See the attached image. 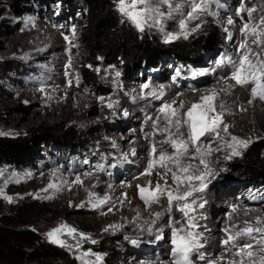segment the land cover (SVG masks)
Returning <instances> with one entry per match:
<instances>
[{
    "label": "bare ground",
    "instance_id": "bare-ground-1",
    "mask_svg": "<svg viewBox=\"0 0 264 264\" xmlns=\"http://www.w3.org/2000/svg\"><path fill=\"white\" fill-rule=\"evenodd\" d=\"M226 12L233 21L236 20L232 16L233 10ZM229 17L225 22L228 23ZM229 30L232 34L231 41L234 43L230 57L232 58L234 55L233 60L238 61L237 48L240 44L238 40L242 33L241 30H233V28ZM58 41V35H56L52 40L38 41L36 46L48 49L52 44H57ZM195 63H198L200 67L195 66L196 64L191 69L185 66L186 69H183L177 77L173 75L174 73L167 75V72L162 70L146 78L144 75L143 77L136 75L133 82L122 83L117 88L102 89L103 92L112 93L108 98H104L102 94L96 96L92 92V88H87L86 91L90 94L83 96V92L78 89L79 85H73L72 73L63 78L60 77L58 68L43 67L46 69L48 77L46 81L41 82L37 96L40 100L38 103L34 102L29 106V108L37 104L45 106L50 103L49 107H40L41 109L34 113L32 121L41 118V114H44L52 118L66 117L77 121L78 124H84L87 121V112L96 109L100 110L101 115L98 113L95 115V119L102 117L108 121L105 126L107 132L105 143H113L114 149L121 154L117 158L116 165L105 166L100 164L99 154L87 153L88 160L71 158V162L68 164L55 166V163H52L43 166L47 172L36 175L30 174L29 184L31 186V184L38 182L40 184L39 189L43 191L55 176L57 184H61V181L67 183L62 184L59 191L48 189L43 192L65 204L66 207L59 208L60 211L65 214L91 213L96 215L94 221L97 230L115 229L116 235L119 236L125 235L131 238L148 236L151 241L153 240L149 246L138 247L131 243L127 249L129 254L124 258L125 264H173L174 260L171 254L172 231L170 228L165 229L166 232L160 239H156L159 233L157 225L164 220L167 209L165 200L167 195L162 193L158 201H150L146 205L144 200L140 198L137 187L139 185L147 188L151 184V188L154 189L158 183L164 186L166 180L167 186L175 189L172 176L169 173L164 175L166 169L157 166L150 170L151 175L144 174L148 167L151 142L162 136L156 134L155 136L149 135L147 139L145 137L146 134L153 132L152 121L160 115L158 109L162 104L175 102V106L179 107L180 103L183 102L184 108L180 110L183 113L193 103H199L201 96L215 92L216 113H222L223 118L221 129L226 124L228 130L227 133L221 130L219 139L202 138L203 143L211 144L213 148L223 146L222 150L214 151L221 152V154L222 152L230 154L231 150L227 148V144L231 142L233 136L240 140H261L264 143V137H260L256 132V126L264 130V100L252 97L251 85L241 87L229 78L232 72L231 65L226 63V69L219 70L218 66H224V64L210 66L208 62L205 64ZM170 66L171 63L164 65V68L169 70L168 67ZM198 70L208 71L205 75L193 77L192 72ZM218 73L219 76L216 75ZM48 83H52V85L50 86ZM62 84H66L67 87L62 88ZM144 84H148L149 87L142 90L141 86ZM170 98L172 99L170 100ZM250 100L251 103H249ZM94 102L97 104L94 105ZM149 116L152 119L146 121V117ZM160 126L163 127V124ZM124 144H128L125 149ZM207 158L210 161L211 169H213L212 156ZM92 159L97 160V163L91 162ZM184 163L198 165L203 170V165H199L198 160L185 159ZM131 164L137 167H132ZM89 173L91 174L90 179H87ZM77 176L82 180V184L74 183ZM122 176L124 177L122 178ZM118 179L120 180L118 181ZM194 183L199 189V182ZM205 183L206 187L203 190L194 191L192 196L188 198V202L194 201L195 196H199L201 199L191 203L192 210L189 211L188 216H184L186 231L198 234L199 243L202 245L190 254V264H208L209 261H212L213 264H229L231 261H236L238 264L241 258L236 259L238 257L234 251L236 248L231 244L226 246L222 241L239 223L244 225L247 222L253 226L258 219L263 221L264 185L258 187L244 186L245 183L242 182L229 188L224 184L217 190L215 189L217 198L214 199L210 190L219 186L218 180L209 176ZM115 184H118L117 188ZM90 193L94 194L91 198ZM96 197L101 199L108 197L110 202L98 208L93 206L77 207L88 199L95 202ZM109 208L112 210L109 211ZM208 212L213 214V218H209ZM218 212L222 214L220 219L216 214ZM206 213H208L207 216ZM156 214L159 216L157 217ZM155 218L159 219L158 223H155ZM192 218H194L195 227H190L188 224ZM225 229H228L229 233H226ZM90 237L94 239L95 236ZM256 238H260L259 234L256 235ZM249 241L255 246L253 240L249 239ZM86 243L88 242H85V245ZM160 245L166 252L161 251ZM142 249L148 250L149 255L144 256ZM141 257L148 258L141 259Z\"/></svg>",
    "mask_w": 264,
    "mask_h": 264
},
{
    "label": "rangeland",
    "instance_id": "rangeland-1",
    "mask_svg": "<svg viewBox=\"0 0 264 264\" xmlns=\"http://www.w3.org/2000/svg\"><path fill=\"white\" fill-rule=\"evenodd\" d=\"M126 2L130 4L131 0H126ZM241 5H243L245 9L254 6L258 9L257 12L253 13V19H249L247 11H242L240 15H237V10L241 8ZM262 5H264V0H219V6L216 3H211L209 6V12L215 13V15L205 14L201 16L199 20L189 22L187 25V30L190 32L188 37L205 32L211 24L215 25L222 35L223 43H219L215 51L206 54L204 59H201V64L208 62L210 66H216L217 61L221 57H230L231 50L234 49V43L231 41L232 34L230 39L228 37V33H231L229 29L233 28V30L239 31L244 23L258 24L259 17L262 15L259 9ZM229 10H233L232 16L236 18L234 24L231 25L225 22L229 17L226 11ZM188 11L189 8L184 6V16L187 15ZM174 16V19L164 21L165 32H180L178 22L182 17L178 13L174 14ZM84 18L85 11L81 0H0V135H23L31 128L40 125L52 126L56 124H63L75 130L94 133V138L89 143L83 142L80 146L73 147L65 146L64 144H52L51 141L47 139L44 141L39 140L33 156L24 164H0V170L3 172V175H0V190H2V192H0V218L3 215L13 214L24 202L37 201L45 211V214L42 213L37 216L34 222L27 226L37 228L46 240H48L46 234L61 224L75 227L80 233H85L88 236H95L93 240H96L97 243L92 244L88 242L86 245L83 243L82 249L80 250L73 249L70 251L67 248L57 245L62 249L65 256L74 264H81V261L77 259V257L80 255L81 251L89 249L92 253L100 254L103 257L99 264H125L126 260L124 258L129 254L127 249L133 240H135L136 243H132V245L138 247L145 245L149 246L153 240L151 241V238L148 236L136 238L127 237L126 239L125 235H116L115 229H108L107 231L97 230L96 222L94 221L96 215L91 213L65 214L63 211H60L61 208L66 207L63 202L58 201L55 197L46 195L39 189L40 184L38 182L31 184V186L29 184L30 174L36 175L45 173L47 169L43 168V166H48L52 163H55V166H59L60 164L70 163L71 158L88 160L89 157L86 155L87 153H96L99 154L100 164L112 166V164L116 165L117 158L121 155L114 149L115 146L113 143H105L107 137L105 126L108 121L102 117L95 119V115L98 113L101 115L99 109L87 112V116L85 115L87 121L86 123L84 122V124H78L76 123L77 121L66 117L52 118L44 114H41V118L39 119H35L34 121L31 120L33 119L34 113L38 112L39 109L50 106V103L45 106L37 104L29 108L32 103L39 102L40 98H37V96L39 94L41 82L46 81L48 77L46 69L43 67L58 68L60 72L59 75L63 78L72 73L74 77L73 85H79H77L78 89L83 92V96H88L90 93H88L86 89L92 88V92H94L96 96L102 94L104 98H108L112 93L103 92L102 89H104V87L117 88L121 86L122 83L133 82V78L136 75L142 77L144 75L146 78L162 70L164 72L166 71L167 75L174 73L173 75L177 77L186 67L191 69L194 64H196L195 66L197 67L200 66L198 63H195V61L181 63L170 54L164 55L163 61L154 67L141 64L137 69L129 73L126 72L121 65L113 66L111 69H106V67L102 69L100 66L94 65L93 72L99 77L100 86L89 85L80 76L81 69L86 67V63L80 59L78 54H75V49H78L81 43V21ZM197 24H199L200 27L194 32L190 31L192 28H195ZM73 29L75 30L74 38ZM225 29H227L228 32H226ZM145 30L154 34L160 42L166 46L176 40L185 39L181 35L180 38L165 43L164 33L160 32L157 28H146ZM56 35H58L59 44H52L48 49L36 46L38 41L47 39L52 40ZM65 37L69 39L65 40ZM244 39L245 37L241 34L238 40L239 43ZM249 40H251V37H249ZM253 48L255 49V45H253ZM256 50L258 51L259 49ZM234 58V55H232V59ZM170 63L171 66L168 67L169 70L164 68V65H169ZM225 64L224 66L217 65L218 69H226ZM177 72H179V75H177ZM116 73H119V76H117ZM216 75L219 76V73ZM124 78H126L125 81ZM48 84L50 86L52 85V83ZM61 87L66 88L67 85L62 84ZM172 98H170V100ZM170 100L168 99V101ZM93 104L96 105L97 102ZM256 132L260 137H264V130L259 126H256ZM161 139H163V137H159L153 141L157 142L158 151L161 147L158 142ZM256 141L258 140L251 141L248 146ZM153 142H151V145ZM127 146L128 144H124V149L127 148ZM163 148L170 151L166 144L163 145ZM246 148H239L238 150L241 154L232 156L230 159H225V157L230 154H225L223 152L222 154L221 152H213L211 154L214 161L212 171L216 173L214 179L219 182V186L217 185L218 187L210 190L211 196L214 199L217 198L215 189L217 190L221 186H224V184L229 186V188L230 186L242 182L245 183L244 186L258 187L264 185V182L240 181L228 176V169H230L232 164L241 161L243 152ZM91 162L97 163V160L92 159ZM131 165L132 167H137L133 164ZM90 175V173L87 175V179H90ZM169 175H171V173H169ZM123 177L124 176H122V178ZM119 180L120 179H118V181ZM115 187L117 188L118 184H115ZM6 197H11V202H9ZM44 197L50 198L45 199ZM200 199L199 196H195L194 201L197 202ZM165 200L167 209L165 210L164 220L158 223L159 219L155 218V223H158V236L160 237L165 234V229L167 228H170L171 231L173 228H184L187 230L185 217L179 210L177 204L174 202L170 208L168 199L166 198ZM89 201L90 199L84 202L85 206H92ZM196 208H198V206H196ZM208 213H206V216L208 214L209 218H213V214L211 215V212ZM216 214L220 219L222 215L221 212ZM244 225L239 223L237 226L243 227ZM257 226V223L253 224V227ZM236 230L237 228L235 227V229L230 231V234H234ZM107 241H110L115 246V258L111 262L109 253H105L106 250L112 247L106 244ZM250 242L248 238H241L237 243L238 245H244ZM69 243H74V241L69 240ZM160 248L162 252H166L162 245H160ZM253 250L258 252L259 245H255ZM142 251L144 256L150 253L148 250L142 249ZM234 251L236 252V249H234ZM147 258L148 257H141V259ZM240 258V256L236 257L237 260ZM88 259L94 260L95 257L91 256Z\"/></svg>",
    "mask_w": 264,
    "mask_h": 264
},
{
    "label": "snow or ice",
    "instance_id": "snow-or-ice-1",
    "mask_svg": "<svg viewBox=\"0 0 264 264\" xmlns=\"http://www.w3.org/2000/svg\"><path fill=\"white\" fill-rule=\"evenodd\" d=\"M211 3H216L219 6V0H131L130 4L126 0H118L117 10L139 32L143 33L146 28L151 29L155 27L164 33V42L169 43L172 40L180 38L181 35L185 39L188 37L190 34L189 30H187L189 22L199 20L205 14L215 15V13L209 12ZM184 6L189 8L186 16L183 14ZM242 11H247L249 19H253V13L257 12L258 9L255 6L245 9L241 5V8L237 10V15H240ZM259 11L262 15L259 17L258 24L244 23L241 28V33L245 39L237 48L239 60L234 61L231 57H221L217 61V65L225 63L231 65L232 72L229 78L241 87L251 85L252 97L264 100V5L260 7ZM177 13L182 17L178 22L180 32H165L164 21L174 19V14ZM228 24H234L231 17L228 19ZM199 27L200 25L197 24L190 31L194 32ZM225 31L228 32L227 29ZM74 37L75 30L73 29ZM228 37L229 39L231 38L230 32L228 33ZM249 37H251V40H249ZM68 39V37H65V40ZM253 45H255V49ZM256 49L259 50L257 51ZM207 71H193L192 75L193 77L205 75ZM116 75L119 76V73H116ZM177 75H179V72H177ZM148 87V84L141 86L142 90ZM215 98V92L201 96L199 103H193L183 113L180 111L184 108L183 102L180 103L179 107L175 106V102L173 104L165 103L158 109L160 115L152 121L153 132L146 134L145 138L147 139L149 135L155 136L159 134L163 139L158 142L161 145L159 151L157 149V142L152 143L149 151L148 167L144 174L151 175L150 170L157 166L166 169L164 175L166 176L168 173H171L175 189L168 187L166 180L164 186L158 183L154 189L151 188V184L147 188L138 185L140 198L144 200L146 205L150 201H158L160 194L163 193L167 195L170 208L175 202L184 216H188L189 211L192 210L191 203H195V201L189 203L188 198L192 196L194 191L203 190L206 187L205 181L209 176L215 177L216 173L212 171L207 157L214 151L222 150L223 146L213 148L211 144H204L202 141L204 137H211L213 140L219 139L220 131L222 130L227 133L228 130V125L226 124L221 129L223 118L222 113H216ZM249 103H251V100ZM109 106L111 107V105ZM151 119L152 117L150 116L146 117V121ZM161 123H163V127L160 126ZM250 142L240 140L235 136L231 137V142L227 144V148L231 150L230 155L226 156L225 159L240 155L241 153L238 149L241 147L246 148ZM165 144L168 145L170 151L163 148ZM133 154L135 153L133 152ZM185 159L198 160L199 165H203V170L198 165L184 163ZM0 175H3L2 170H0ZM55 179L54 176L53 180L49 182L47 188L43 189V191H47L48 189L59 191L62 184L67 183L66 181H61V184H57ZM194 182H199V189H197ZM74 183L82 184L83 182L77 176ZM89 195L91 198L94 194L90 193ZM44 198L48 199L50 197ZM6 199L11 202V197H6ZM109 202L108 197L103 199L96 197L95 202L91 199L89 201L94 208L101 207ZM84 206L83 202L77 205V207ZM111 210L109 208V211ZM156 215L157 217L159 216V214ZM188 224L190 227H195L194 218L190 219ZM257 225V227H253L245 222L243 227L234 226L237 228L236 232L228 234L227 238L222 241L224 245L231 244L236 248L235 254L241 257L238 264H264V221L258 219ZM110 227L115 228L116 226ZM107 230L105 229V231ZM225 232L229 233V230L225 229ZM257 234L260 236L259 239L256 238ZM46 237L50 243L67 248L70 251L82 249V245L85 242L97 243L96 240L91 239L87 234L80 233L75 227L67 224H61L52 229L46 234ZM160 238V236H157V239ZM241 238L253 240L255 245H259V251L253 250V243L238 245L237 242ZM69 240L74 241V243H69ZM132 243H136V241L133 240ZM171 244V254L174 257L173 264H190V254L202 246L199 243L198 234L186 231L184 228L172 229ZM91 256H94L95 259H88ZM77 259L81 261V264H99L103 257L100 254L92 253L89 249L81 251ZM208 264H213V262L209 261ZM229 264H237V262L231 261Z\"/></svg>",
    "mask_w": 264,
    "mask_h": 264
},
{
    "label": "trees",
    "instance_id": "trees-1",
    "mask_svg": "<svg viewBox=\"0 0 264 264\" xmlns=\"http://www.w3.org/2000/svg\"><path fill=\"white\" fill-rule=\"evenodd\" d=\"M85 18L81 21L80 46L75 49L86 63L80 76L89 85L100 86L99 77L93 66L111 69L121 65L126 72L137 69L141 64L154 67L170 54L181 63L202 62L206 54L215 51L223 43L222 35L215 25L187 39L176 40L164 45L152 33H141L117 10V0H81ZM123 21V22H122ZM107 88V87H104ZM92 132L75 130L56 124L40 125L17 136L0 135V164L22 165L29 160L39 140L47 139L52 144L69 147L89 143ZM258 140L243 152L241 161L228 169L229 177L240 181L264 182V143ZM45 211L37 201L22 203L13 214L0 218V264H74L62 249L50 243L35 227L27 226ZM109 253L110 262L115 258L114 244Z\"/></svg>",
    "mask_w": 264,
    "mask_h": 264
}]
</instances>
